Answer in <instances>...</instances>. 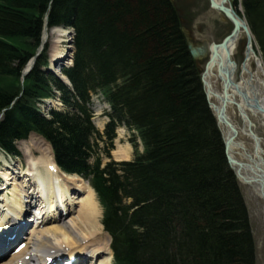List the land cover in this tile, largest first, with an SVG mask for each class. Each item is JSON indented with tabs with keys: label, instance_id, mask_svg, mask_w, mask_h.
Returning <instances> with one entry per match:
<instances>
[{
	"label": "trees",
	"instance_id": "trees-1",
	"mask_svg": "<svg viewBox=\"0 0 264 264\" xmlns=\"http://www.w3.org/2000/svg\"><path fill=\"white\" fill-rule=\"evenodd\" d=\"M238 4L264 62V0ZM45 16L74 31L61 71L70 89L42 69L45 51L21 81ZM53 89L68 110L45 119L35 103ZM96 92L111 106L102 134L88 107ZM0 115L4 152L16 155L33 132L62 171L89 180L114 264H255L248 212L170 0H0ZM120 126L143 152L101 168Z\"/></svg>",
	"mask_w": 264,
	"mask_h": 264
},
{
	"label": "bare ground",
	"instance_id": "bare-ground-1",
	"mask_svg": "<svg viewBox=\"0 0 264 264\" xmlns=\"http://www.w3.org/2000/svg\"><path fill=\"white\" fill-rule=\"evenodd\" d=\"M239 23L240 29L237 35L228 43L226 50H218V56L213 60L212 65H209L204 75V81L214 112L221 109L223 101L221 90H217L219 86L222 88V80H224L222 73L217 75L219 66L231 73L232 81L237 83L239 91L244 93L243 99L242 94L239 95L231 89L228 101L224 105L226 121L231 125L235 134L224 123L220 122L219 125L224 134V140L229 141L228 155L239 163L234 167L239 173L240 181L253 197L261 199L264 215V190L255 183L264 178V148L262 145L264 140L256 132L260 129L264 130V64L254 51L246 24L241 19ZM58 30V28L51 29L44 34L46 44L50 37L52 40V36L57 37L56 41L53 40L56 49L64 37L63 34H60L61 38L58 37ZM242 39L246 40L247 50H245L241 64L237 65L233 58ZM52 53L54 58L57 50L56 53L53 51ZM57 59H61V56ZM54 68L52 70L55 71ZM238 75H240L239 80L236 79ZM233 108L245 123L242 127L237 125ZM249 114L253 116L254 123L249 120ZM118 149L115 150L116 153L114 152L115 157L127 158L126 151L121 147ZM26 155L32 158H28L25 172H20L14 167V169L7 168L0 172L1 177L11 181L7 182V188L10 186L12 192L10 194V190L8 191L12 195L11 200L0 199V264H27L28 262L44 264L46 258L53 257L57 260L58 257L63 258L65 255L67 259L75 257L74 264H111L109 239L102 233L101 212L94 192L76 175L62 174L55 166L49 151L35 157L31 150L30 153L24 150V156ZM237 159H241L246 164L238 162ZM2 182L4 184V180ZM39 199L42 200L40 208L37 209L39 212L37 216L40 217L42 211L43 216L47 213L44 218H40L43 219V223L26 228L28 230L25 231L27 233L23 248L15 253L12 250V253L6 254L13 248L11 246L14 240L8 241V237L1 231L3 222L17 225L18 221L13 220L14 216L17 219L25 212L27 206L35 205L37 201H40ZM56 202L58 206L55 207L58 209L54 210ZM42 205H47L45 213ZM62 211L66 214L60 215ZM21 224L19 222V226Z\"/></svg>",
	"mask_w": 264,
	"mask_h": 264
},
{
	"label": "rangeland",
	"instance_id": "rangeland-1",
	"mask_svg": "<svg viewBox=\"0 0 264 264\" xmlns=\"http://www.w3.org/2000/svg\"><path fill=\"white\" fill-rule=\"evenodd\" d=\"M172 1L174 2L175 6L177 7L182 17V20H183L182 26L188 32L189 38L192 44L196 45V44L203 43L209 46L212 43H219L231 31V28H232L231 24L228 21H226L222 15L209 9L208 0H172ZM232 5L233 4H231V7L233 8L234 5L233 6ZM57 32L59 33L58 34L59 38H61L60 34H63L64 37L62 38V42L59 44V47L57 49L55 48V45L53 44V40L56 41L57 37L52 36L53 40L51 37L49 38L50 40H48V43L46 44L49 62L56 59L58 53L59 54L63 53V55H65L66 53L70 54L69 52L71 51L69 50L71 48V45H70L71 36L68 35L67 32H62L59 30ZM245 43H246L245 39H242L240 41L238 49L234 53L233 60L236 62L237 65H240L243 60V56H244L245 49H246ZM53 45H54V49H53ZM56 50H57V53H56ZM52 51L56 53V55H54V58H52L53 56ZM65 61H66L65 64H67L68 60H65ZM205 62H206V59H204L201 62V69L203 68ZM239 76L240 75H238V78L236 77L237 80H239ZM217 90H221V87L219 86ZM233 110L235 111L234 115L236 116V119H237L236 120L237 125L239 127H242L243 125H245V123L242 122V120L240 119V116L238 115L236 109L233 108ZM249 120H251L254 123L253 116H251L250 114H249ZM103 124H104V120H101V118L99 120H96V125H97L96 128L98 129V131H101ZM261 130L262 129L257 130L256 132L261 137V139L264 140V130L262 131ZM116 133H117V139L115 141V149L110 154L112 160L121 161V160L126 159V158L118 159L115 157L116 151L119 150L118 147L119 148L121 147L126 152L130 151L129 159H131V157L133 156L132 155L133 149L132 147L131 148L129 147L131 139H135V143L137 144V152H142L141 143L136 137L135 133L128 132L123 128L118 129ZM263 143L264 141L262 142V145L264 148ZM16 149L19 153V158L16 160H13L12 163L21 165L22 168L24 169L27 168V165H26L27 160L29 157H31L27 155L24 156V150H26V152L28 151L29 153L31 150V152L33 153L35 157L38 155H41V153L42 154L48 153V151L51 153V151L46 146V144H43L41 139H39L35 135H30L27 138V140L16 143ZM237 160H239L240 162H243L241 161V159H237ZM107 161H108V158H103V164H105ZM243 163L246 164V162H243ZM3 166L7 167L9 165L4 164ZM1 169L2 167L0 166V170ZM7 182L9 183L11 181H8V179L4 178L3 187H2V183H0V188H2V191L5 188H7ZM237 182H238L241 195L243 197L244 203L248 211L249 222H250V227H251L253 240H254V246H255L256 264H264L263 202L261 201V199L253 197L250 194V192L247 190V188L241 184L240 181H237ZM9 190H10V194H12L10 186H8V188L4 190L2 193L0 192L1 200L2 199L5 200L6 198H8V200L12 199L11 198L12 195H7ZM2 203L5 204V202L3 201ZM99 209L101 212L100 206H99ZM102 233L103 235L107 237L106 233L103 230H102ZM102 238L104 237L102 236ZM111 264L113 263L111 262Z\"/></svg>",
	"mask_w": 264,
	"mask_h": 264
},
{
	"label": "water",
	"instance_id": "water-1",
	"mask_svg": "<svg viewBox=\"0 0 264 264\" xmlns=\"http://www.w3.org/2000/svg\"><path fill=\"white\" fill-rule=\"evenodd\" d=\"M209 1H210V7L213 10H215L216 12L222 14L224 16V18L227 19L232 24L233 28H232L231 32L229 33V35H227L219 44H211V46L208 48V51L210 52V57L204 66V72H203V75L201 77L202 84L204 87H205V82L203 79L204 75L206 74V72L209 68V65H212L211 63L218 56V50L219 49L226 50L228 43L237 35V33L240 29V23H239L238 16L231 9H229L225 6V4L228 0H220L219 3H216L214 0H209ZM45 30H46V26L43 29V33ZM182 31H183L184 35L186 36V39L189 41L188 32L185 29H182ZM43 33H42L40 46L36 52V55L29 61V63L25 66V68L22 72L23 77L26 76L30 72V70L34 67L36 59L38 58V56L40 55V53L42 51L43 44H44ZM205 45L201 46L199 48H194L193 45L188 42V48L190 50L191 56L193 57V59L195 61L201 62L206 57L207 47ZM220 73H222L224 75V80H222L223 81V86H222L223 101H222L221 109L218 112H215L216 113L215 117H216L217 124L222 122L229 129H231L233 131L231 125L226 121L225 114H224V105L228 101L229 91L231 89L235 90L239 95L242 94L243 99H244V97H243L244 93L239 91V89H238L239 86L232 81V76H231V73L229 71H226V70H224V68L219 66V68L217 69V75H220ZM206 98L208 100L207 93H206ZM232 103L235 104V102H232ZM233 133L235 134L234 131H233ZM224 147H225V155H226L227 162H228L229 166L232 169H234L236 179H240L239 173H238V171L235 170V167H234V165H239V163H237L235 160L231 159V157L228 155L229 141H224ZM255 183L258 186L260 185L261 189L264 190V178H263V180L256 181Z\"/></svg>",
	"mask_w": 264,
	"mask_h": 264
}]
</instances>
